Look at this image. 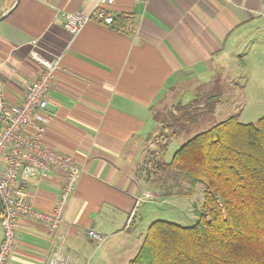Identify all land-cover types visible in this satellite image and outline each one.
<instances>
[{"label": "crops", "instance_id": "obj_1", "mask_svg": "<svg viewBox=\"0 0 264 264\" xmlns=\"http://www.w3.org/2000/svg\"><path fill=\"white\" fill-rule=\"evenodd\" d=\"M96 2L19 0L0 21L4 105L22 102L25 86L39 77L38 58L62 56L46 96L52 119L43 144L71 156L81 169L58 231L50 236L44 224L19 219L7 264H48L55 248L64 264H127L142 240L125 256L117 242L130 238L138 214L135 199L170 193L153 185V174L159 173L152 165L164 161L166 146L157 139L182 136L181 146L197 134L186 128L169 134L161 124L169 113H186V107L189 113L193 103L202 110L204 93L181 103L182 89L201 90L217 73L249 83L264 74V0H114L105 13L124 14L131 31L90 21L71 39L63 15L89 12ZM14 3L0 0V16ZM148 155H155L152 163L145 162ZM165 174L160 173L172 176ZM62 180L60 171L31 180L27 192L33 207L50 213ZM144 183L158 192L144 189Z\"/></svg>", "mask_w": 264, "mask_h": 264}, {"label": "trees", "instance_id": "obj_2", "mask_svg": "<svg viewBox=\"0 0 264 264\" xmlns=\"http://www.w3.org/2000/svg\"><path fill=\"white\" fill-rule=\"evenodd\" d=\"M112 17L114 28L128 22L124 14ZM161 124L176 133L187 129L175 115L164 116ZM152 166L188 183L189 192L168 190L169 195L189 196L200 185L201 209L189 227L153 221L127 264H264V116L241 123L233 115L191 136L169 162Z\"/></svg>", "mask_w": 264, "mask_h": 264}, {"label": "built area", "instance_id": "obj_3", "mask_svg": "<svg viewBox=\"0 0 264 264\" xmlns=\"http://www.w3.org/2000/svg\"><path fill=\"white\" fill-rule=\"evenodd\" d=\"M113 1L97 0L94 9L89 12L65 13L64 30L73 39L90 21L112 25L113 17L105 13L104 7ZM131 29V23L127 22L122 31ZM61 60V55L51 61L37 59L41 68L39 77L25 86V96L18 105H4L0 89V206L3 210L0 264H7L14 249L15 228L19 219L42 223L47 227L48 234L54 236L63 223L66 202L81 174L80 167L71 156L49 151L43 144L52 119V115L46 112V96ZM52 171L62 172L63 180L52 211L46 213L33 207L27 189L31 180L45 178ZM152 198L151 194L145 193L135 199L134 207ZM88 236L102 241V236L94 232L89 231ZM60 241H63L61 237ZM48 264H64L58 248L53 250Z\"/></svg>", "mask_w": 264, "mask_h": 264}, {"label": "rangeland", "instance_id": "obj_4", "mask_svg": "<svg viewBox=\"0 0 264 264\" xmlns=\"http://www.w3.org/2000/svg\"><path fill=\"white\" fill-rule=\"evenodd\" d=\"M202 93L204 94L200 97L201 101H204L209 96H215L214 99L208 101L207 105L203 103L202 110L193 103L188 106L189 113L188 111L183 114L174 112L167 114L166 117L169 118L171 115L177 116L178 119L187 126L188 133L192 134L193 132L194 134L195 132L199 133L207 130L214 124L224 121L233 115H235L241 123H255L259 118L264 116V74L255 75L253 81L249 83L244 77L237 78V76L232 73H217L214 75L211 82L201 87V90H195L191 86L189 89H182L178 102L186 103L196 95L199 96V94ZM185 110H187V107ZM198 120H200V122ZM174 131L175 129L170 127L165 132L172 134ZM171 138L157 139L159 143L161 142L166 145L163 150V160L165 162H169L173 153L180 146L181 140H183L182 136ZM152 157L153 156L150 157V155L145 157V162ZM153 158L155 159V157ZM149 161L152 163L153 159H149ZM147 164L148 163L144 165ZM144 165L142 168H147ZM147 172V170L143 171L144 176L147 175ZM154 174V184H152L156 186L161 184V189H159L160 192L163 193L168 190L189 192L188 183H185L184 180L183 182L181 178L175 177L176 179H173L179 184V186L175 188L170 182L172 179L165 176L166 174L164 176L160 174L154 176ZM161 181H163L164 184H162ZM143 187L153 193L158 192L151 184L144 183ZM202 201V187L196 185L192 195H167L162 198L156 196L152 198V201H144V203L142 202L134 207L133 213L138 211V214L136 215V221L130 233V238L123 243L117 242L120 244L118 247H122V255L125 256V252L127 250L130 251L132 246L137 244V241L140 242L143 240L148 226L153 221H167L182 227L192 226L195 221L194 211L201 209ZM129 220L127 227L131 225L133 217L129 218ZM119 263L121 264V261L118 263L115 261L114 264Z\"/></svg>", "mask_w": 264, "mask_h": 264}, {"label": "water", "instance_id": "obj_5", "mask_svg": "<svg viewBox=\"0 0 264 264\" xmlns=\"http://www.w3.org/2000/svg\"><path fill=\"white\" fill-rule=\"evenodd\" d=\"M18 1L19 0H15L13 7L7 13L0 16V21H2L7 16V14H9L13 10V8L15 7V5L17 4Z\"/></svg>", "mask_w": 264, "mask_h": 264}]
</instances>
